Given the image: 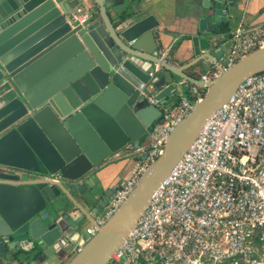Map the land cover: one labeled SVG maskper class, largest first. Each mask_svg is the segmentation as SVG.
Listing matches in <instances>:
<instances>
[{
    "label": "water",
    "instance_id": "obj_1",
    "mask_svg": "<svg viewBox=\"0 0 264 264\" xmlns=\"http://www.w3.org/2000/svg\"><path fill=\"white\" fill-rule=\"evenodd\" d=\"M89 1L80 24L73 16L83 0H0V166L40 177L27 182L0 171V264H51L73 255L68 264H108L211 115L246 78L264 72L261 48L210 81L194 79L186 69L203 59L223 62L233 42L195 35L197 59L175 67L149 44L156 17H123L125 0ZM215 1L211 10V0H203L199 32L228 21L225 0ZM155 65L162 70L152 77ZM166 72L205 87V96L99 224L107 203L94 174L128 144L148 140L162 117L149 97L168 105L180 94Z\"/></svg>",
    "mask_w": 264,
    "mask_h": 264
},
{
    "label": "built area",
    "instance_id": "obj_2",
    "mask_svg": "<svg viewBox=\"0 0 264 264\" xmlns=\"http://www.w3.org/2000/svg\"><path fill=\"white\" fill-rule=\"evenodd\" d=\"M83 2L73 16L80 24L86 23L90 11V1ZM217 36L223 39L225 34ZM231 36L233 44L224 61L214 77L204 75L203 81L264 48V26L240 27ZM160 54L167 59L169 51ZM161 70L156 65L150 75L155 77ZM181 85L190 87L186 80ZM192 89L197 101L201 100L202 92ZM197 101L184 96L173 107L149 97L150 104L161 109V120L146 142L126 147L125 155L136 161V168L129 179L108 192L99 224L105 223L165 153L171 133L190 116ZM0 171L29 174L10 166H0ZM108 264H264V72L246 78L211 115L154 190L145 212Z\"/></svg>",
    "mask_w": 264,
    "mask_h": 264
},
{
    "label": "crops",
    "instance_id": "obj_3",
    "mask_svg": "<svg viewBox=\"0 0 264 264\" xmlns=\"http://www.w3.org/2000/svg\"><path fill=\"white\" fill-rule=\"evenodd\" d=\"M125 2L127 7L131 5V0H125ZM216 3L215 0H211V10L214 9ZM225 7L231 33L240 27L254 29L264 26V0H225ZM136 9L141 13L140 18L156 17L160 24L155 32V39L151 38L149 44L152 49L158 47L160 52L174 50L172 56L166 60L175 67L186 66L197 59L192 41L195 35H200L201 38L215 35L216 30L208 33L199 32L201 20L206 17L203 0H138ZM208 23L207 25H213L214 18H210ZM220 24L223 25V22ZM144 55L148 56L146 53ZM198 64L200 65L196 67L194 72L205 75L206 73H202V70H210L212 67L217 68L219 62L203 59ZM189 69L190 67L185 70L186 74H188ZM153 71H156V65L150 72ZM166 74L173 77L179 85V96L169 99L168 102V105H174L178 98L185 96L187 89L181 85L183 79L168 72L164 73V75ZM121 155L104 164L94 174L95 182L93 181V184L97 183L96 186L100 188L101 193L106 197L108 192L120 181L129 179L136 168L137 164L134 159L123 158ZM24 178V181L27 182L40 179L39 176L33 174L25 175ZM69 259L68 257L51 264H65Z\"/></svg>",
    "mask_w": 264,
    "mask_h": 264
},
{
    "label": "trees",
    "instance_id": "obj_4",
    "mask_svg": "<svg viewBox=\"0 0 264 264\" xmlns=\"http://www.w3.org/2000/svg\"><path fill=\"white\" fill-rule=\"evenodd\" d=\"M137 1L138 0H131V5L128 6L124 10V12L122 13V16L123 17L129 18V17H132L133 15L136 14V11H137V9H136V3H137ZM214 34L215 35L225 34V37L223 39L220 38V40L218 41V44H224V43H226V42H228L229 40L232 39L231 32H230V27H229V24H228L227 21L224 22L223 25L221 26V28L218 29V30H216L214 32ZM173 51L174 50H170L169 51V54L167 56V59H169L172 56ZM199 65L200 64H197L195 66L190 67L189 72H188V75L191 76L194 79L202 80V77L204 75H201V74H199L197 72H194V70L196 69V67L199 66ZM215 72H216V68L215 67H212L210 70H202V73H206L205 75H209L210 77H214ZM189 86L190 87L187 88L185 96L188 99H190L191 101L195 102V101L198 100V95H197V93H195L193 91V89H192L193 87L194 88L196 87L199 92H202V97L205 96V93H206L205 89L199 88L196 84L191 83V82H189ZM180 99H181V97L176 100V103H178L180 101ZM121 157L125 158L126 155L124 154ZM22 264H29V263L28 262H23ZM65 264H68V260L65 262Z\"/></svg>",
    "mask_w": 264,
    "mask_h": 264
},
{
    "label": "rangeland",
    "instance_id": "obj_5",
    "mask_svg": "<svg viewBox=\"0 0 264 264\" xmlns=\"http://www.w3.org/2000/svg\"><path fill=\"white\" fill-rule=\"evenodd\" d=\"M73 257H74V255L69 257L70 259L68 260V263L70 262V260H71Z\"/></svg>",
    "mask_w": 264,
    "mask_h": 264
},
{
    "label": "flooded vegetation",
    "instance_id": "obj_6",
    "mask_svg": "<svg viewBox=\"0 0 264 264\" xmlns=\"http://www.w3.org/2000/svg\"><path fill=\"white\" fill-rule=\"evenodd\" d=\"M105 198V201H106V203H107V197H104Z\"/></svg>",
    "mask_w": 264,
    "mask_h": 264
}]
</instances>
